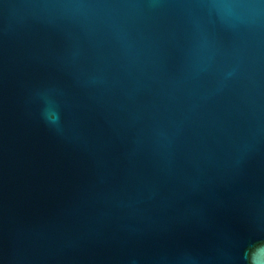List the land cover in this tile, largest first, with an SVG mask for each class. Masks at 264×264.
<instances>
[{
  "label": "water",
  "instance_id": "obj_1",
  "mask_svg": "<svg viewBox=\"0 0 264 264\" xmlns=\"http://www.w3.org/2000/svg\"><path fill=\"white\" fill-rule=\"evenodd\" d=\"M258 241L264 0H0V264H257Z\"/></svg>",
  "mask_w": 264,
  "mask_h": 264
},
{
  "label": "snow or ice",
  "instance_id": "obj_2",
  "mask_svg": "<svg viewBox=\"0 0 264 264\" xmlns=\"http://www.w3.org/2000/svg\"><path fill=\"white\" fill-rule=\"evenodd\" d=\"M257 264H264V248H260L256 252Z\"/></svg>",
  "mask_w": 264,
  "mask_h": 264
},
{
  "label": "clouds",
  "instance_id": "obj_3",
  "mask_svg": "<svg viewBox=\"0 0 264 264\" xmlns=\"http://www.w3.org/2000/svg\"><path fill=\"white\" fill-rule=\"evenodd\" d=\"M46 118H47V114H46ZM258 243L264 244V241H258ZM248 260H249L248 252L247 250H245L240 257V262L241 264H247Z\"/></svg>",
  "mask_w": 264,
  "mask_h": 264
}]
</instances>
